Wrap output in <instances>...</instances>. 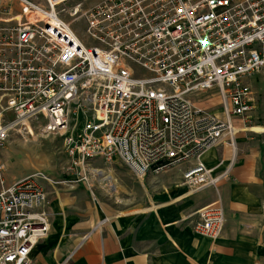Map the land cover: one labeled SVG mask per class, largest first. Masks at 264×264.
Instances as JSON below:
<instances>
[{
  "label": "built area",
  "instance_id": "obj_1",
  "mask_svg": "<svg viewBox=\"0 0 264 264\" xmlns=\"http://www.w3.org/2000/svg\"><path fill=\"white\" fill-rule=\"evenodd\" d=\"M14 1L18 12L0 9V147L13 128L45 121L84 177L99 174L96 160L122 158L141 180L194 162L183 182L198 193L231 171L208 168L206 152L226 142L236 155L240 133L264 134L253 131L252 85L264 80V0ZM79 21L85 39L71 29ZM215 94L220 109L201 106ZM42 179L0 190V264H32L49 235ZM195 216L197 235L221 237V205Z\"/></svg>",
  "mask_w": 264,
  "mask_h": 264
},
{
  "label": "crops",
  "instance_id": "obj_2",
  "mask_svg": "<svg viewBox=\"0 0 264 264\" xmlns=\"http://www.w3.org/2000/svg\"><path fill=\"white\" fill-rule=\"evenodd\" d=\"M8 5L18 12L14 0H0V9ZM236 149L223 142L203 155L216 174L231 167L217 189L191 193L183 182L191 162L178 178L183 192L166 185L163 172L143 179L160 178L143 199L130 186L123 188L128 199H49L42 211L50 232L33 249L32 264H264V134L238 135ZM212 205L226 215L218 239L193 230L196 212Z\"/></svg>",
  "mask_w": 264,
  "mask_h": 264
},
{
  "label": "rangeland",
  "instance_id": "obj_3",
  "mask_svg": "<svg viewBox=\"0 0 264 264\" xmlns=\"http://www.w3.org/2000/svg\"><path fill=\"white\" fill-rule=\"evenodd\" d=\"M100 1L102 0H88L84 8H92ZM69 10L61 14L62 20L67 23L71 22ZM83 28V22L80 21L71 26L80 38L85 39ZM252 85L257 99V106L253 112L254 124L264 127V103L262 102L264 80L257 79ZM201 106L209 110H218L221 106V97L215 94L212 98L203 101ZM81 122V117H74L72 125L73 127L81 125ZM241 134L259 136L249 131ZM190 164L191 162L165 171L164 174L167 175L163 180L166 185H178L177 192L185 191L186 187L179 182L178 178L190 168ZM95 168L99 169V174L90 171L84 177L81 170L72 166L65 148V135L48 134L45 131V121H34L30 123L29 130L22 126L13 128L0 147V190L12 186L16 181L41 174L44 177L42 184L48 194L47 204L49 199H128L123 196L125 193L123 188H129V186L133 188L132 191L138 199H143L144 196L154 194V188L160 179L156 177V183L148 185L147 181L131 176L132 170L122 158H116L110 163L96 160L92 166V169L96 170ZM104 173L111 175L114 179L117 178L118 182L116 179L102 181ZM158 192L163 196L167 195L163 193L162 187Z\"/></svg>",
  "mask_w": 264,
  "mask_h": 264
},
{
  "label": "bare ground",
  "instance_id": "obj_4",
  "mask_svg": "<svg viewBox=\"0 0 264 264\" xmlns=\"http://www.w3.org/2000/svg\"><path fill=\"white\" fill-rule=\"evenodd\" d=\"M27 129L29 130L30 126ZM253 131L257 132V133H264V127L256 126L253 128ZM103 176L104 177H103L102 181H105V180L115 181V179L111 175H108L107 173H104Z\"/></svg>",
  "mask_w": 264,
  "mask_h": 264
}]
</instances>
